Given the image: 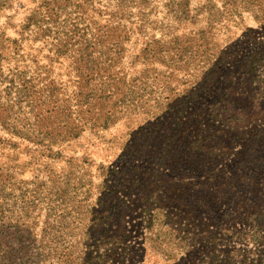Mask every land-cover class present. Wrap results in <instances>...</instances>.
Instances as JSON below:
<instances>
[{
  "label": "trees",
  "instance_id": "obj_1",
  "mask_svg": "<svg viewBox=\"0 0 264 264\" xmlns=\"http://www.w3.org/2000/svg\"><path fill=\"white\" fill-rule=\"evenodd\" d=\"M246 15L264 0H0V264H264Z\"/></svg>",
  "mask_w": 264,
  "mask_h": 264
},
{
  "label": "rangeland",
  "instance_id": "obj_2",
  "mask_svg": "<svg viewBox=\"0 0 264 264\" xmlns=\"http://www.w3.org/2000/svg\"><path fill=\"white\" fill-rule=\"evenodd\" d=\"M24 1H27V0H24ZM246 16H247V20H246L247 25L254 30L255 35L258 37H264V28L262 26H259L257 23H255L250 16L248 15ZM229 167L234 168L235 166H229Z\"/></svg>",
  "mask_w": 264,
  "mask_h": 264
}]
</instances>
